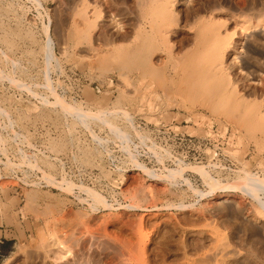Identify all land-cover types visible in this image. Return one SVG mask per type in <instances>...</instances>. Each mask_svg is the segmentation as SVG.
Instances as JSON below:
<instances>
[{
  "label": "rangeland",
  "instance_id": "1",
  "mask_svg": "<svg viewBox=\"0 0 264 264\" xmlns=\"http://www.w3.org/2000/svg\"><path fill=\"white\" fill-rule=\"evenodd\" d=\"M263 190L264 0H0V264H264Z\"/></svg>",
  "mask_w": 264,
  "mask_h": 264
},
{
  "label": "bare ground",
  "instance_id": "2",
  "mask_svg": "<svg viewBox=\"0 0 264 264\" xmlns=\"http://www.w3.org/2000/svg\"><path fill=\"white\" fill-rule=\"evenodd\" d=\"M155 24V23H154ZM257 28V24H254L252 27H251V30L252 29H256ZM147 32V30H146ZM64 105V104H63ZM81 110V109H80ZM84 113H86L84 111ZM99 115V114H98ZM96 116V115H95ZM26 159V158H25ZM22 163V162H21ZM30 165V164H29ZM144 169V168H143ZM146 170V169H145ZM147 172V171H146ZM149 172V171H148ZM253 175V174H252ZM252 175H247L245 176L244 178L242 177V179L238 180V182L234 185L236 188H239L240 190H242L243 192L247 193V194H250L251 196H253L255 199L257 198V195L256 192L258 190H260L262 188V185L259 183L261 181H259L256 177L252 176ZM263 183V182H262ZM220 185V186H219ZM221 187V184L217 183L216 182V185L214 184V188L215 187ZM228 187V186H227ZM230 187V186H229ZM232 187V186H231ZM234 187V188H235ZM262 190V189H261ZM264 191V190H263ZM96 194V193H95ZM99 195V194H98ZM97 194L95 195L96 198L99 199L100 196H98ZM102 199V198H101ZM96 200V199H95ZM227 199H223L222 201H226ZM258 200V199H257ZM261 206H264V202H262L261 200H259ZM99 202V201H98ZM101 202V201H100ZM130 207H133L130 205Z\"/></svg>",
  "mask_w": 264,
  "mask_h": 264
},
{
  "label": "trees",
  "instance_id": "3",
  "mask_svg": "<svg viewBox=\"0 0 264 264\" xmlns=\"http://www.w3.org/2000/svg\"><path fill=\"white\" fill-rule=\"evenodd\" d=\"M10 243H12V241H8V240H5L4 242H3V244L5 245V246H7V245H9ZM0 249H1V251L4 249V246L3 245H0ZM4 253V252H3Z\"/></svg>",
  "mask_w": 264,
  "mask_h": 264
}]
</instances>
